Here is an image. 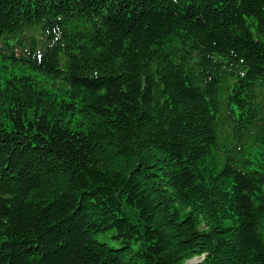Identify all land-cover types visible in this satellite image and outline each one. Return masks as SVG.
Masks as SVG:
<instances>
[{
  "label": "trees",
  "instance_id": "trees-1",
  "mask_svg": "<svg viewBox=\"0 0 264 264\" xmlns=\"http://www.w3.org/2000/svg\"><path fill=\"white\" fill-rule=\"evenodd\" d=\"M264 264V0H0V264Z\"/></svg>",
  "mask_w": 264,
  "mask_h": 264
},
{
  "label": "rangeland",
  "instance_id": "rangeland-1",
  "mask_svg": "<svg viewBox=\"0 0 264 264\" xmlns=\"http://www.w3.org/2000/svg\"><path fill=\"white\" fill-rule=\"evenodd\" d=\"M200 261L198 258H194L192 260L186 261L184 264H196Z\"/></svg>",
  "mask_w": 264,
  "mask_h": 264
}]
</instances>
